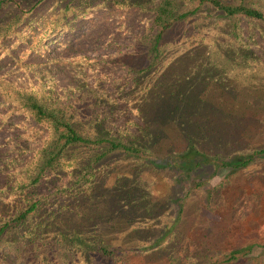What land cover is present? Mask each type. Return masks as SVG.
<instances>
[{
	"label": "rangeland",
	"instance_id": "1",
	"mask_svg": "<svg viewBox=\"0 0 264 264\" xmlns=\"http://www.w3.org/2000/svg\"><path fill=\"white\" fill-rule=\"evenodd\" d=\"M170 1H1L0 224L34 203L37 264H264V21Z\"/></svg>",
	"mask_w": 264,
	"mask_h": 264
},
{
	"label": "trees",
	"instance_id": "2",
	"mask_svg": "<svg viewBox=\"0 0 264 264\" xmlns=\"http://www.w3.org/2000/svg\"><path fill=\"white\" fill-rule=\"evenodd\" d=\"M2 0H0L1 3ZM39 0H30L28 6V9H31L35 6V4ZM181 2H189V3H195V5H207L209 7H212L213 9L221 12L225 16H244L246 18H252L256 20L264 21V14L261 10L244 5L242 3H228L224 0H179ZM159 10L160 15L167 16L169 12L165 5H171L170 0H160ZM189 14V12H182L175 16L177 19H182L186 17ZM55 23H51L49 27H53ZM167 24L162 19L161 26L159 28L158 34L156 35L155 40L157 41L161 34L165 31ZM190 93L183 92L182 101L180 105L182 106H174L173 110L175 109L184 111L189 110V104L188 100L185 97H189ZM170 100L172 98H169ZM180 101V100H179ZM178 105V104H177ZM37 113L41 117H46L53 121L54 124L62 126L65 130L64 134V144H70L75 142H82L84 141L81 137H79L73 129L66 123L58 122L54 118H52L51 115H44L40 108H36ZM117 144H112V147H116ZM195 156L204 157L203 155L199 154L198 152L192 151L187 153L183 158L186 160H191ZM248 160H243L242 162H239L238 164H235V167H241L244 166ZM228 165V164H226ZM35 209L34 203H29L26 207H24L22 210L15 212L14 214H6L2 218V223L0 224V264H10L6 263L4 260V256L11 255L17 262H20L22 264H37L39 263L42 258L39 256V250L37 247L36 242L38 241V238L36 237L35 231L32 229L25 230L23 228H29V218L33 214V211ZM14 232V233H13ZM13 233V234H12ZM96 251H98L102 256H112L115 252L112 249H107L103 246H99L95 248Z\"/></svg>",
	"mask_w": 264,
	"mask_h": 264
}]
</instances>
